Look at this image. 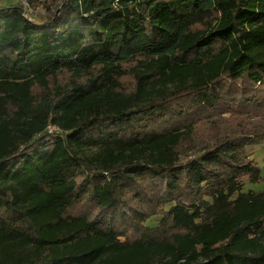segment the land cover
Returning a JSON list of instances; mask_svg holds the SVG:
<instances>
[{"label":"trees","instance_id":"trees-1","mask_svg":"<svg viewBox=\"0 0 264 264\" xmlns=\"http://www.w3.org/2000/svg\"><path fill=\"white\" fill-rule=\"evenodd\" d=\"M27 3L0 5V264H264L260 169L229 153L264 135V0ZM197 118L214 131L181 162ZM139 158L156 226L110 176ZM84 194L99 214L71 212Z\"/></svg>","mask_w":264,"mask_h":264},{"label":"rangeland","instance_id":"rangeland-1","mask_svg":"<svg viewBox=\"0 0 264 264\" xmlns=\"http://www.w3.org/2000/svg\"><path fill=\"white\" fill-rule=\"evenodd\" d=\"M18 1L15 0H9L7 2H4V0H0V5L5 4H12L16 3ZM39 14H41V10L38 9ZM37 14V15H39ZM37 17V16H36ZM37 20H40L38 17ZM59 79L61 82H65L67 80V77L65 75L59 76ZM129 83V81H128ZM228 92H230L228 94ZM234 94L233 89H228L227 87L223 88V97L221 100L228 106H234L233 103L235 101H239L240 97L238 96H231ZM236 99V100H235ZM171 108L173 109V117L174 115H177L179 112H183L182 117L185 115L186 112V106L182 104L172 103ZM172 118V117H171ZM251 119V118H250ZM249 122V120H248ZM253 123H261L264 125V112H260L254 120H252ZM249 124V123H248ZM183 125V124H182ZM192 129L190 133L184 137L182 142L180 143L178 150L180 153V161L184 162L187 159H189L190 156L194 155V152L201 148L206 140L209 139V135L214 131L213 129H209L208 124L201 125V121L199 118L192 119ZM250 126V124H249ZM229 129V128H227ZM234 129H237L234 127ZM237 132H233L231 136L237 137ZM243 137H245L244 144L237 143L236 148H229V153H234L239 157L250 155L257 167L260 169V176L261 179L256 183H246L243 186V191H254V192H260L264 189V135L260 138L251 136L247 137L249 135L243 134ZM252 139V140H251ZM250 140V141H249ZM87 154H91L96 151V148L94 146H89L85 149ZM137 164H140L137 167H132L131 169H127V173L125 174V177L122 178L121 175L117 174L115 176H112L111 179H113V185L116 186V188L119 191H123L124 195L127 199L134 198L137 196V202L138 206L141 208V210L146 215L145 224L147 226H156L157 222L160 218L159 212L161 210H168L170 203L162 204V197L161 193L158 191H163L165 188V182L163 179H153L151 175L144 174L142 170V159L139 158ZM142 166V167H140ZM144 168V167H143ZM176 192H172L173 196L177 195V188H175ZM83 197V198H82ZM85 194L81 196L82 199L76 201V204L73 206L71 212H78V210L85 211L90 210L91 215H97L101 212L100 209H96L95 211L92 209V206H90L89 203H86L87 201L84 200ZM106 213H101L99 217V221L103 222L105 221ZM255 235L254 231H251L248 236Z\"/></svg>","mask_w":264,"mask_h":264},{"label":"built area","instance_id":"built-area-1","mask_svg":"<svg viewBox=\"0 0 264 264\" xmlns=\"http://www.w3.org/2000/svg\"><path fill=\"white\" fill-rule=\"evenodd\" d=\"M15 1H18L19 3H21L25 10L31 14H35V12L33 11V9L29 6V4L27 3V0H15ZM47 132L50 134V135H56V134H61L62 131H60L56 126L54 125H49L47 127ZM105 174H107L106 172H104Z\"/></svg>","mask_w":264,"mask_h":264},{"label":"crops","instance_id":"crops-1","mask_svg":"<svg viewBox=\"0 0 264 264\" xmlns=\"http://www.w3.org/2000/svg\"><path fill=\"white\" fill-rule=\"evenodd\" d=\"M7 1H9V0H4V2H7Z\"/></svg>","mask_w":264,"mask_h":264}]
</instances>
